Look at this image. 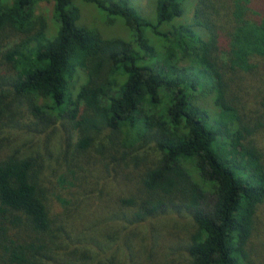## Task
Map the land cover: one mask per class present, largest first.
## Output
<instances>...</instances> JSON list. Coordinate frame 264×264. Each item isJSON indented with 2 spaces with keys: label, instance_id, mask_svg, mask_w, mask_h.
<instances>
[{
  "label": "trees",
  "instance_id": "16d2710c",
  "mask_svg": "<svg viewBox=\"0 0 264 264\" xmlns=\"http://www.w3.org/2000/svg\"><path fill=\"white\" fill-rule=\"evenodd\" d=\"M37 1L0 0V66L34 118L66 121L75 140L58 168L0 155V264H155L176 236L160 219L175 216L185 264H254L250 246L264 264V0H196L179 25L185 0H152L153 22L129 0H80L120 19L128 41L79 26L74 0H47L51 32ZM196 91L212 94L213 116ZM109 135L156 153L126 166L117 149L96 152ZM61 173L71 189L58 201ZM152 219L163 228L141 249L127 231Z\"/></svg>",
  "mask_w": 264,
  "mask_h": 264
},
{
  "label": "rangeland",
  "instance_id": "374dc122",
  "mask_svg": "<svg viewBox=\"0 0 264 264\" xmlns=\"http://www.w3.org/2000/svg\"><path fill=\"white\" fill-rule=\"evenodd\" d=\"M6 1L10 2L11 0ZM129 1L136 9L137 13L139 12V14L151 22L155 20V7L152 0ZM74 3L80 11L79 26L94 31L102 38H120L127 41L131 39L130 31L120 19L116 18L114 21H110L94 5L84 3L80 0H74ZM195 3L196 0H185L182 6L183 14L180 18L174 21V25L187 24L190 22L193 16ZM34 11L36 15L45 19L47 28L49 31L53 32L55 30V21L52 15V4L47 0H38L34 5ZM147 36L156 50H160L159 47H156L157 44L156 41L153 40L152 35L148 33ZM180 65H184V63H181ZM9 77V67L5 64L1 65L0 85L1 95H3L2 107L4 108V112L0 119V155L14 152L28 154V152L33 151L41 154L46 170L49 168V163L51 161L52 166L58 168V160L60 163V159L64 157L67 153V148H69L67 137L72 136V139L75 140V135L70 132L66 121L55 122L54 120L34 118L30 112V101L28 98L16 96L9 90L8 82H6ZM82 82L83 76L76 81L75 88ZM196 92L195 96H198L199 99L203 100L202 104H204L208 113L213 116V105L209 100L212 97V94L205 96L204 94H201V91H198L199 93ZM107 133L108 132H104L102 136ZM109 137L110 135L102 140V143L105 144L104 148L98 146L95 147L96 152L110 153L114 152V149H117L119 157L126 166H139L144 161L149 160L147 154L156 153L153 148H150L152 143L147 139L141 143V146L147 149V152L143 153L139 152L143 149H139V144L134 149L123 150L122 148L120 149L115 146L112 148L110 144H108ZM115 137L120 138L119 135H116ZM115 142L117 141L115 140ZM117 144L118 142L115 145ZM61 175L62 173L58 179L55 178L53 181L54 189L52 192L53 195H55V199L58 201L63 200L64 198L62 194L64 195L65 192L67 193V191L71 189L69 183L65 182L67 180H64ZM210 203L211 200L209 199L208 204L210 205ZM175 217L176 219H160L167 220L166 228L176 236L172 238L171 241L165 243V249L163 250L162 255L160 254L159 258L155 259V264H185L186 262L187 255L185 254L183 237L186 239L187 235L183 234L182 228L187 219H183V217ZM161 228L163 227L159 224L157 226L154 219L142 223L132 221V225L129 226L127 233L132 234L130 236L135 237L139 248L144 249V247H148L153 243L152 235H155L157 230ZM252 249L253 248L250 246L249 260H254V264H259L261 259L258 260L255 255L251 253ZM146 257L147 256L141 257L142 264H146Z\"/></svg>",
  "mask_w": 264,
  "mask_h": 264
}]
</instances>
